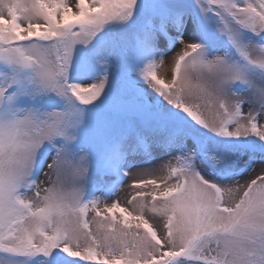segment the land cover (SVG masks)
<instances>
[{"label":"snow or ice","instance_id":"obj_1","mask_svg":"<svg viewBox=\"0 0 264 264\" xmlns=\"http://www.w3.org/2000/svg\"><path fill=\"white\" fill-rule=\"evenodd\" d=\"M0 264H264V0H0Z\"/></svg>","mask_w":264,"mask_h":264},{"label":"rangeland","instance_id":"obj_2","mask_svg":"<svg viewBox=\"0 0 264 264\" xmlns=\"http://www.w3.org/2000/svg\"><path fill=\"white\" fill-rule=\"evenodd\" d=\"M65 2L66 3H69V4H72V3H74V0H65ZM180 47L182 48V46H180ZM174 55H175V53L170 54L171 57H170V60L169 61H172V63H171V66L169 64L167 70H165V67H164L165 66L164 64H165V62L167 60V57L164 58V62L163 63H159V60H160L159 57L156 58L157 61H158V66L155 69H153V70L156 72L158 78H161V79L165 80V82H168L171 79L172 69L174 68V60H173ZM243 111H244L245 114L248 112L247 106L243 109ZM214 114H215V109H213L211 112L206 113V115L208 116L209 119H211ZM260 168H261V165L260 164H258V163L257 164H254L252 170L249 171V176L251 178H255L256 175L262 174L260 172ZM115 178H116V176L113 175L112 178L109 181H107L102 186L103 187V192L106 193L107 190L110 189L114 184H117V182H118V180L120 178H118V179H116L114 181L113 179H115ZM106 184L109 185L108 188H107V185ZM85 187L88 188V189H90L91 188V185H85ZM143 190L144 191H150V189H143ZM134 194H135V189L132 187V180L125 177V178H123L122 183H119L118 187L116 188L115 195H113L111 197V199H108L107 200V203L110 204L113 201H117V202L120 203V205L122 207H127L128 206L127 203H126L127 199L131 198V196L134 195ZM96 195L97 196H101L102 199H103V196H102L101 191H97L96 192ZM104 206H105L104 203H101L100 204V208L101 209H103ZM103 215H105V214L102 211L101 216H103ZM115 215L117 216V218H119V213L118 212ZM94 216H95V213L93 211H89L86 214V217H85L86 221L90 225V230L92 232H96V228H97V222L93 219ZM146 218H149V217H146ZM110 219H111V217H109V220ZM149 223L150 224L153 223V221L150 218H149ZM109 227H110V224L106 222L105 223V231ZM158 235H159V231H158ZM117 258H119V256H117Z\"/></svg>","mask_w":264,"mask_h":264},{"label":"bare ground","instance_id":"obj_3","mask_svg":"<svg viewBox=\"0 0 264 264\" xmlns=\"http://www.w3.org/2000/svg\"><path fill=\"white\" fill-rule=\"evenodd\" d=\"M170 57H171V56L167 57V60H166V62H165V64H164V65H165V66H164V67H165V70L168 69Z\"/></svg>","mask_w":264,"mask_h":264}]
</instances>
